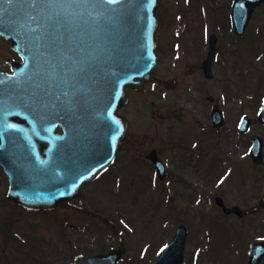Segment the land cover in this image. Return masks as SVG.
Segmentation results:
<instances>
[{
	"label": "rangeland",
	"instance_id": "obj_1",
	"mask_svg": "<svg viewBox=\"0 0 264 264\" xmlns=\"http://www.w3.org/2000/svg\"><path fill=\"white\" fill-rule=\"evenodd\" d=\"M163 1L161 68L174 84L166 91L150 85L134 95L127 109L132 128L123 155L127 151L131 160L129 156H144L157 147L172 178L165 185L154 184L146 159H137L130 168L119 166L122 159L84 190L80 202L30 211L8 200V179L0 166V264H75L77 253H105L121 242L126 255L119 264H150L180 223L187 225L190 236L184 264H249L245 235L216 206L214 196L247 208L262 196L264 166H256L249 148L253 134L264 137V126L257 123L244 134L238 124L242 116L257 119L264 102V4L244 35L237 36L229 15L233 0ZM212 31L219 37V59L214 80H208L191 66L200 54L207 55ZM12 56L0 38V66L6 68ZM205 93L214 95L226 114L227 123L218 133L210 131L206 108L210 112L211 102ZM200 147L214 166L208 179L195 171ZM236 166L245 174V185ZM248 217L244 224L253 238L262 232L256 230L259 224L255 231L248 224L263 219L264 210ZM196 246L202 250L198 258L191 256Z\"/></svg>",
	"mask_w": 264,
	"mask_h": 264
},
{
	"label": "water",
	"instance_id": "obj_2",
	"mask_svg": "<svg viewBox=\"0 0 264 264\" xmlns=\"http://www.w3.org/2000/svg\"><path fill=\"white\" fill-rule=\"evenodd\" d=\"M263 2L233 1L237 34ZM157 6L158 0H0V34L25 59L12 65V75L0 71V164L16 203L57 208L111 165L128 128L117 113L128 99L126 87L150 81L157 63ZM217 40L212 33L207 77ZM261 110L264 122V105ZM213 112L215 126L224 124L218 106ZM251 122L243 118L240 129ZM253 142V160L260 163L264 141L255 136ZM150 157L163 173L156 151ZM186 237L182 225L153 264H183ZM251 248V264H258L264 244ZM124 249L79 255L76 264H117Z\"/></svg>",
	"mask_w": 264,
	"mask_h": 264
},
{
	"label": "flooded vegetation",
	"instance_id": "obj_3",
	"mask_svg": "<svg viewBox=\"0 0 264 264\" xmlns=\"http://www.w3.org/2000/svg\"><path fill=\"white\" fill-rule=\"evenodd\" d=\"M163 3H164V1L163 0H159V4H158V11H157V15H158V18H159V26H158V31H157V35H156V38H157V40H158V44H157V48H156V50H157V53H158V63L156 64V66H155V68H154V76H153V78H152V80L150 81V83H148V84H145L144 86H142V87H140V89H138V90H134L133 88H130L129 87V89H128V94H129V101H128V103L127 104H125L121 109H120V112L124 115V116H126L127 117V119H128V126H129V129H128V133H127V138H126V140H125V142L123 143V145L121 146V150L119 151V153L117 154V156H116V160H115V162L111 165V167L112 166H115V165H117V164H119V162H121V160L123 159V161H122V163L119 165L120 167H126V168H130L136 161H137V159H139V158H144V159H146L147 160V162L150 164V166L153 168V177H151V182L152 183H155V182H158L159 184H162V185H165V183H167L172 177H170L171 176V168L169 167V164L166 162V160H165V158L164 157H161V154H160V150H159V148H157V147H153V149H155L156 150V154H157V156L158 157H160L161 159H162V161H163V163H164V165H165V167H166V172H165V175H164V177H163V179H160V178H158V175H157V167H155V163L153 162V160L149 157V153L150 152H152L153 151V149H151V150H149L146 154L144 153L143 155L144 156H140L139 154H134V155H132V156H129V158H131V160H128V158H127V151H126V154L125 155H123V152H124V149H126L125 148V146L127 145V143H128V141H129V139H130V133H131V128H132V126H131V117H130V115L127 113V109L128 108H130V104H131V102L133 101V98H134V95L136 94V95H140L139 93H140V91H146L147 89H148V87L151 85L153 88H155V87H160L161 85L165 88V91H166V89L168 88V87H171L172 86V84H174V82H173V80L171 79L170 80V78L169 77H167V75H166V72L165 71H163V69L161 68V64H162V57H163V50H161V40H160V36H159V33H160V28H161V26H162V24H164L163 23V20H162V18H161V11H162V5H163ZM1 37V36H0ZM1 39L5 42V44H6V46L7 47H9V49L11 50V47L9 46V43L7 42V40H5L3 37H1ZM12 51V53H13V56L11 57L12 59H15V60H21V58H20V56H18V54L15 52V51H13V50H11ZM208 52V51H207ZM11 58H8L7 60H6V65H7V67H6V69H7V71H9V72H11V68H10V66H9V60H11ZM205 58V56H204V54L202 53V54H200L199 55V58H197L198 59V61H197V63H196V65H192L191 66V69H192V71L193 72H200L201 73V76L203 77H205V70L203 69V64H204V59ZM215 61H214V64H213V66H214V69H215V65H216V62L218 61V53L216 54V56H215ZM214 78H215V76H214ZM214 78H212V79H210V80H214ZM197 81V80H196ZM198 82V84H199V81H197ZM205 84V81H201V83H200V85L202 86V88H203V85ZM199 87V86H198ZM205 96H206V98L208 99V95H207V93H205ZM209 100V99H208ZM213 101L214 102H211V106H210V108L212 109V107L215 105V103L217 102L218 103V101H216L215 99H213ZM211 109H210V112H209V105L207 106V108H206V112H207V114H208V116H209V114L210 113H212L211 112ZM208 124L210 125V123L208 122ZM255 124H257V123H255ZM222 129H224V126H222V127H216V128H214L213 126L211 127V131L213 132V133H218V132H220ZM209 152L208 151H206L203 147H200V149L198 150V152L196 153V158H195V162L194 163H196L194 166H196L195 167V171H196V174L197 173H200L201 174V176H203V177H205L206 179H208L209 177H211L212 175H213V171H214V166L212 165V162H211V160H209L208 158H209ZM193 158V159H194ZM241 163V162H240ZM261 166V165H260ZM259 166V167H260ZM237 167V166H236ZM239 167L242 169L243 167L242 166H240L239 165ZM239 167H237L236 168V172H238L239 170ZM129 174L131 173V172H128ZM238 174L240 175V178H241V184L243 185H245V179H244V176H245V174H243V171L241 170V171H239L238 172ZM236 175H237V173H236ZM157 176V177H156ZM242 176H243V178H242ZM222 178L223 177V174L221 173H219L218 174V178ZM242 179H243V181H242ZM261 190L263 191L264 190V185H263V187H261ZM219 196H222L221 194H219V195H217V194H215V202H216V206L217 207H219V208H221V210H222V212H223V207H221V206H219L218 205V203H219ZM223 200H224V202L227 204V205H238V206H240V210L238 209L236 212H232L231 214H226L225 216H227V217H232L233 218V222H236L237 223V228H239L241 231H242V233H241V235L242 234H244L245 235V238H246V241H248V243H249V246H248V249L250 248V246H251V244H253V242H255V241H264V218L263 219H256V220H258V222H256L255 221V223H253V225L252 226H250L249 224H248V227H250V229L252 230V231H255V230H253V228H254V226L256 225V224H259V227H256V230L257 231H261L262 233H258V236H255V237H253V238H251L250 237V235L249 234H247L248 233V231H247V228L245 227V224H244V222H245V219H248L249 217V215H250V213L253 211H256V212H258V211H262V210H264V206L263 205H261L260 204V202H258V203H255V204H252V208H247L246 206H243V205H239L238 203H230V204H228L227 202H226V200H225V198H224V196H223ZM220 201H221V199H220ZM247 221V220H246ZM240 223V224H239ZM256 234V233H255ZM257 235V234H256ZM250 237V238H249ZM188 245H189V237H188V239H187V246H186V249H185V251H186V253H185V255H186V258L189 256V253H188ZM248 251H250V249L248 250ZM201 252H202V250H201V248H200V246H196V248H195V250H194V252H193V255H191L192 257H194V258H198V256L201 254ZM261 264H264V258H263V260H262V262H261Z\"/></svg>",
	"mask_w": 264,
	"mask_h": 264
},
{
	"label": "snow or ice",
	"instance_id": "obj_4",
	"mask_svg": "<svg viewBox=\"0 0 264 264\" xmlns=\"http://www.w3.org/2000/svg\"><path fill=\"white\" fill-rule=\"evenodd\" d=\"M11 2V0H9V3Z\"/></svg>",
	"mask_w": 264,
	"mask_h": 264
}]
</instances>
